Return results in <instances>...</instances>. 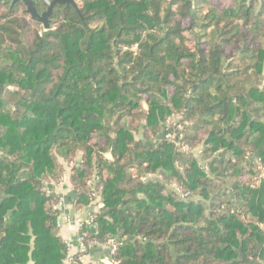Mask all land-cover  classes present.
Here are the masks:
<instances>
[{
    "label": "trees",
    "instance_id": "16d2710c",
    "mask_svg": "<svg viewBox=\"0 0 264 264\" xmlns=\"http://www.w3.org/2000/svg\"><path fill=\"white\" fill-rule=\"evenodd\" d=\"M73 3L45 28L0 0V264H64L63 164L99 205L77 260L259 264L264 0Z\"/></svg>",
    "mask_w": 264,
    "mask_h": 264
},
{
    "label": "crops",
    "instance_id": "0c3cea01",
    "mask_svg": "<svg viewBox=\"0 0 264 264\" xmlns=\"http://www.w3.org/2000/svg\"><path fill=\"white\" fill-rule=\"evenodd\" d=\"M110 158V155H106ZM65 168V177L60 184L49 185L48 190L51 193L57 194L60 198L59 204V217H58V230L64 242H66L68 247V252L70 254H76L79 248L78 242V231L80 225L78 224V218L85 220L87 216L97 211L99 205L92 203L88 208L83 211L77 212L74 207V197L75 191L73 186L69 182V172L70 167L63 164ZM93 226H88V228H93ZM109 255V248L107 244L95 245L91 247L86 256L83 257L82 262L84 264H103V260Z\"/></svg>",
    "mask_w": 264,
    "mask_h": 264
},
{
    "label": "built area",
    "instance_id": "2783aa9c",
    "mask_svg": "<svg viewBox=\"0 0 264 264\" xmlns=\"http://www.w3.org/2000/svg\"><path fill=\"white\" fill-rule=\"evenodd\" d=\"M169 137V135L167 136ZM182 197H187V194L184 193L182 194ZM60 202L57 205V208L59 207ZM78 224L82 225L83 223L88 227V226H93L94 222L92 219H85L82 220L81 218H78ZM58 225V223H57ZM95 226V225H94ZM261 228H264V225H260ZM78 242H79V248L77 253H84L87 249L86 247L83 245V243L80 240V237L78 236ZM105 244H107L108 248H109V255L107 258H105L102 262L103 264H119V262L113 257V255L116 253V250L118 248L119 243H117L116 241H114L113 239L108 240ZM97 244H93L90 246L93 247ZM76 254H70L69 252L67 253L65 259H64V264H80V262H82L83 257H80L79 260L76 259ZM259 264H264V259L261 260L259 262Z\"/></svg>",
    "mask_w": 264,
    "mask_h": 264
},
{
    "label": "flooded vegetation",
    "instance_id": "af4514ba",
    "mask_svg": "<svg viewBox=\"0 0 264 264\" xmlns=\"http://www.w3.org/2000/svg\"><path fill=\"white\" fill-rule=\"evenodd\" d=\"M2 1L4 2V0H2ZM6 2L9 3L10 9H12L16 4H19V3L22 4V6H24V12L28 13L27 6L22 0H16L14 3H12V0H6ZM33 2H34V9H35L36 13L39 16H42L43 14L46 15L48 25H49L50 18L52 16V11H53L54 7L56 5H59V4L60 5L61 4H69V3H59L58 0H33ZM28 14L32 18L31 14L30 13H28ZM45 15H44V17H45ZM38 23H40L44 27V24L42 22L38 21Z\"/></svg>",
    "mask_w": 264,
    "mask_h": 264
},
{
    "label": "water",
    "instance_id": "95a60500",
    "mask_svg": "<svg viewBox=\"0 0 264 264\" xmlns=\"http://www.w3.org/2000/svg\"><path fill=\"white\" fill-rule=\"evenodd\" d=\"M16 0H12V3H14ZM26 6H27V11L28 13L31 14L32 16V19L36 20V21H39V22H42L44 24V27L45 28H48V23H47V17L45 14H43L42 16H39L35 9H34V2L33 0H22ZM59 3H73V0H58ZM54 3V2H53ZM74 4V3H73ZM45 15V17H44ZM3 90V86L0 85V93L2 92Z\"/></svg>",
    "mask_w": 264,
    "mask_h": 264
},
{
    "label": "rangeland",
    "instance_id": "374dc122",
    "mask_svg": "<svg viewBox=\"0 0 264 264\" xmlns=\"http://www.w3.org/2000/svg\"><path fill=\"white\" fill-rule=\"evenodd\" d=\"M2 93H3V90H2ZM143 106H145L144 104H143ZM146 107V106H145ZM167 136H168V134H163V135H161V137H164V138H167ZM148 145H150V143L148 144ZM106 155H109V154H106Z\"/></svg>",
    "mask_w": 264,
    "mask_h": 264
}]
</instances>
